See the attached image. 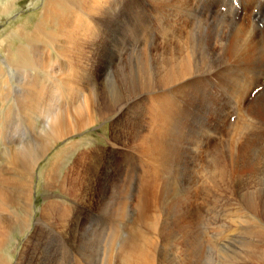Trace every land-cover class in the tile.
<instances>
[{"label":"rangeland","instance_id":"rangeland-1","mask_svg":"<svg viewBox=\"0 0 264 264\" xmlns=\"http://www.w3.org/2000/svg\"><path fill=\"white\" fill-rule=\"evenodd\" d=\"M47 1L49 0H0V74H2V76L0 75V88H2L0 89V165L4 164V157L6 159V154L9 151L12 154L15 150L20 149L25 159L29 158L30 156L33 157L38 155L39 153L42 154V159L38 161L35 168L32 180L33 185L30 188V214L26 215V217H22L11 227V230L6 236L3 245L0 247V261L2 264H16L19 260L24 243L27 242L28 244L30 239L31 241L27 250L28 253L26 252L21 258L20 264H38V262L39 264H118L116 253L115 251L113 253V250H111V244L115 241L122 243V241L119 240H122L128 236L126 232V226L130 221L135 219V216L139 211L136 207V202H138L139 196L146 192L147 202L149 199L153 198L155 200L157 198L159 208H161L157 211L163 212V216L161 217L163 222L160 223L158 229L159 232L156 229V221H150V225L148 224V227L143 230L147 231L146 236L151 238L152 243H155V240L157 243L164 242L162 243L163 248L160 250L158 249L159 262L165 261L164 264H168L169 261V264H176L177 262L179 264H184L182 262L180 249L177 247L178 245H175L176 243L169 242L166 239L168 236L170 237V234L178 237L177 234H173L177 233V231L184 232L183 229L188 223L181 222L178 216L180 214H187V211L189 210L186 208H190L191 212H194L193 210L195 209L199 213L200 217H198L199 219L196 218L194 220L190 217V225L193 227L188 224L190 226L189 229L192 228V230L196 233H200V238L205 237L204 240H210L208 241L209 245L207 243V245L203 248L205 255L202 261L205 262V264H226L227 261L229 262L227 264H251L252 259V264H257L254 258H251L250 260V258L245 255V251L248 253L247 247L250 244L249 240L251 239V244L256 240V238L253 239V237H257L256 229H250L248 224L246 225L243 223L241 215H239L237 212L234 214V216H232L233 211H236V207L232 205L229 206L228 204H231L229 203L230 201L224 197L222 198V192L223 189L225 191V186L217 185L216 189H212L210 194L207 195L208 199H203V196L201 195L202 197L200 198L194 197V199L188 200L190 206H184L186 202H180L181 204L179 203L180 205L176 207V205H173L171 198L176 196L180 197L185 194L184 188H179L180 185L186 184L187 188H193V184H190L189 180L192 181L196 178H202V166H204V163L208 158H210V156L215 154L219 145L233 142V139L239 140L241 143H243V145L248 142V140H246L242 135L234 130L235 128L233 125H229V119L232 115H235V121L237 120V109L234 110L235 102L243 93L245 96L250 98L251 102H253V100L256 98H264V92H262L263 88L260 86L262 85L261 81L264 77V72L260 70L247 71L244 74L239 75L236 80H229L230 82L227 81L226 84L228 87H230L227 91H224L221 88L214 91L215 93L201 91L202 89L213 86L212 84H202L200 86L203 88H200V91L188 90L187 92L181 93V96H185L186 98V101H184L186 105L179 107V109L176 108V111L178 112L170 111V113H168L170 116H172V118L166 119L162 133L164 134L165 129L170 131L169 136H163V139H165L164 143L166 145L168 144L167 149H170L169 151L173 153V156H162L160 161L161 163H159L157 167L154 161L151 160L149 163L151 166L156 168L158 182L155 183L153 181L146 180V177L144 176V171L142 170L145 166V160L147 159H145L142 152L140 153L136 149H129L128 147V142L132 143V139L130 141L128 138V133L130 130V124L128 123L129 106L131 105V107H133L136 104L139 106L141 102L138 100V98L134 97L139 93L134 88L130 92L131 95H128L129 85V88L133 87L130 79L128 78V59L130 54L142 49L140 39L137 38L136 40H133L131 36V32H134L135 34V30L133 28L138 24H141L140 20L143 21V17L141 16V4H138V2L134 4L135 1L131 0H107L106 3L100 5L102 7V12L98 15V18H96V23L90 19L94 24L92 28L95 29L93 34L94 36L98 37L99 40H94L95 42L92 41L95 44L91 42L85 43L83 38L82 41L79 36L74 35L72 40V45L74 46H71L70 50L68 48L67 52L69 53L75 68H77V66L80 67V64L82 63L80 67L82 71L81 73L77 70H75L76 72L73 71L72 74L74 75L72 76V79H70L71 85L74 86L78 84L75 81L77 79L79 81H83L87 88L86 94L91 93V91L94 90L96 93L92 92V97H100L99 99L102 101L105 98V101L109 106L111 101L113 105L111 104L110 108L106 112L107 114L103 112L102 116H91L94 117V119L89 123L80 122L82 126L76 131L77 133H71L69 136L61 139V141H57L56 144H52L54 146L51 145L49 147L47 146L48 144L45 143L48 140L43 131H41V124L43 121H45L44 116L48 115L53 110H60L66 107L68 102L64 97H60V93H63V90L61 89L62 86H59L58 84V82L65 79V75L62 77L59 76L58 73L60 71L64 72V70L68 71L69 68H72V70L75 68L69 65V63H65L64 59H59L60 57L57 56L55 51L59 47L70 46L65 45L64 42L60 40L62 39L61 35L57 34L59 30L58 27L61 26V24H64V19L66 20L67 17L70 18L69 11L65 9L58 11L57 14L59 15L60 20L58 19L55 21L50 19L48 22L49 25H45L43 22L41 23V18ZM83 1L78 2V7L83 5ZM201 2L203 1L201 0ZM240 18L243 17L239 16L236 18V21L239 22ZM60 22L62 23L60 24ZM38 24L42 26L44 30L46 29L45 31L49 34L45 32L46 37L43 35V37H39V39L37 38V40L34 41L35 43L33 42V44L29 46L30 48L28 47L29 49H24L25 52L20 60V64L23 65L24 69L27 68L25 64L26 61L31 66H28V68H32L34 65L32 69L38 73V76L36 77L37 81L41 83V87L44 85V87L41 89L42 92L46 94L48 93V95H53L50 97V99L46 98V103L41 105L44 106L46 111L48 110L46 113H44V115L36 110H34L35 112H32L33 114H30L26 108V85L30 81V79H27L28 76L26 73L28 74L31 69L27 68V71H25L22 69V67L10 68L11 64L7 59L8 56H12V54L14 55L17 50L26 48L27 42L24 37L26 34L34 32V28ZM47 34L50 35L48 36V39H46ZM40 38H44V40H40ZM89 40L93 39L90 38L88 41ZM45 41L47 44H44ZM130 44L134 45L131 46ZM94 46L99 49L95 48ZM8 47L10 49H8ZM35 48L38 51H36ZM39 48H41L40 50L45 57L41 52H39ZM29 50H33V52H30ZM87 50L90 53L87 52ZM80 52H82L81 54H83L84 57H82L83 55H79ZM6 53L9 54L7 55ZM41 55L42 57H40ZM92 56L93 58L90 59L89 57ZM66 62L68 61L66 60ZM8 64H10V66ZM54 71H57L58 73H55ZM85 71L89 72L90 76H87L86 79H80L81 74H83ZM24 77L25 80L23 79ZM49 78H53L54 81L52 82L48 80ZM24 85L25 87H23ZM135 86L137 87L138 85L135 84ZM255 90L257 91L252 95V92ZM21 92L23 94H21ZM143 92L144 91L142 90V93L140 94L144 96L145 93ZM132 98L136 100L135 103ZM70 99H72L73 102H78L79 96L74 94L70 97ZM180 101L182 102L183 99L179 98V102ZM245 102L246 104L249 103L247 100ZM74 104L75 103H71L69 106H73ZM137 109L139 108L137 107ZM36 114L37 116H35ZM230 114L232 115L230 116ZM85 117L90 116L88 115ZM103 117L104 119H102ZM144 118L148 120V113L145 114L143 120H145ZM75 121L79 123L77 117ZM144 125L145 123H139V128H136L137 131H141ZM229 129H231L235 135H227V131ZM137 131L135 136L138 135ZM178 131H180V133ZM263 142L260 144V146L258 145L257 147L251 149L252 151L250 150L249 153L247 152L248 154L246 157L252 160V166L254 167H246L245 170H241L240 172L234 171L233 177L231 179L232 182H230V184L229 182H226L230 189L235 183V188L239 191L236 194V200L241 194H246L251 191H253L255 197L259 193L264 194ZM2 155L3 157H1ZM196 155H198L197 158H199L201 161L200 167L195 173V176L188 178V170L186 169V171L183 168H187V159L190 158L193 160ZM96 159H98V161ZM236 162L246 163L245 158L241 159L240 157L237 158ZM181 164L183 165V168ZM88 165L91 168H93L92 165H95V168L89 170L90 167ZM74 167L78 168L75 169ZM192 168H195V166ZM72 169L74 171H72ZM77 170H81V178H84L83 184H86L87 186L86 192H84L85 194L82 193L84 196L76 195L77 193L73 191L71 187V182H73L72 175H75ZM0 173H3L1 169ZM29 174L30 172L28 175H25L24 179H27ZM246 174H250V176L247 177ZM245 175L246 178L242 179L240 183L235 182L236 179ZM187 178L189 180H187ZM223 178L227 179V176H224ZM24 179L22 176L19 178V181L24 182ZM85 180H87V182ZM93 180H96L95 185L93 184ZM195 182L196 190L199 189L200 192H202V188L205 187L207 190L208 188L209 190L211 189L210 186L201 183H198V185L196 180ZM187 184L190 185L188 186ZM259 186H261L260 189ZM176 189L179 190L178 192L180 193H178ZM247 189L249 191H246ZM174 190L178 194L175 193ZM189 192L191 193V191ZM218 192L220 193L219 197ZM225 193L228 194L227 192ZM166 201L169 202V204L166 203ZM80 202H83L84 204L82 203L81 205ZM239 206L242 209L253 212L255 210V201L251 202L250 200L246 203V206ZM44 209H46L48 212L50 211L48 220H45V218L42 216ZM55 210H57L56 213ZM2 214V206H0V216ZM56 215H60L59 220V216ZM64 215L68 217H65ZM3 217H5V215ZM167 217L170 220L167 219ZM263 218L264 216L258 215L254 221L259 220L262 222ZM262 223L261 224L264 225V221ZM61 231H64V233L62 234ZM150 231H152L153 237L151 236ZM232 231L236 232L234 233ZM102 246L105 248H101ZM164 246H167L168 249H165L166 247ZM214 247L217 249L216 252ZM220 248H222V250ZM185 251H187V248L183 250V253H188ZM167 253H169L171 256ZM224 257H227V261L223 260L225 259ZM240 257H244L243 259L245 260L248 258L247 260H250V262L248 261L245 263V261L243 262ZM262 257L264 258V256ZM159 258L163 260H160ZM230 259H232V261ZM225 261L226 263H224Z\"/></svg>","mask_w":264,"mask_h":264},{"label":"bare ground","instance_id":"bare-ground-1","mask_svg":"<svg viewBox=\"0 0 264 264\" xmlns=\"http://www.w3.org/2000/svg\"><path fill=\"white\" fill-rule=\"evenodd\" d=\"M79 1H83V0H49V1H47V4H45L44 10L42 12V18H41V23L43 22L46 25V24H48L50 19L51 20L53 19L55 21L59 19V15L57 14L58 11H60L62 9L69 11L70 18L67 17L66 20L64 19V21H63L64 24H61L62 22H60L61 26L58 27L59 30H58L57 34L61 35L62 39H60V40H62L65 45H70V46L69 47L68 46L59 47L55 51H56L57 56L60 57L59 59H61V58H62V60L64 59L65 63H69V65H71L72 67H74L73 61L71 60L69 53L67 52V49L69 48V50H70L71 46L72 47L74 46V45H72V40H73L74 35L79 36L81 38V40L83 38L85 40V43H90V42L93 43L92 41L98 39V37L94 36V34H93L95 29L92 28L94 26V24L90 19H92L96 23V18H98V15L102 12L101 11L102 7L100 5L103 3H106L107 0H84L82 2L83 5L78 7L77 4ZM131 1H135L134 4L137 2H138V4L139 3L141 4L140 5V6H142V15L141 16L143 17V21L139 19L141 21V24L140 25L138 24L136 27L133 28L135 30V34H134V32L133 33L131 32V36H132L133 40H136L137 38L140 39L142 49H140L138 47L140 49V51L133 52L132 54H130L129 59H128V65H129L128 78L130 79L131 84L133 86L132 88H129L130 87V85H129L128 95L129 96L131 95L130 92L134 88L136 91L139 92L137 95L135 94L136 96H134V97L138 98V100L141 101L142 103L140 102L139 106L137 104L134 105L133 107H131V105L129 106V110H128L129 122L128 123L130 124V127H129L130 130L128 133V138L130 141L132 139V141H131L132 143L128 142V144H129L128 147H129V149L134 148L140 153L142 152L145 159H147V160H145V166L142 170V171H144V176L146 177V180L153 181V182L157 183L158 181H157V175H156V168L151 166L149 163L152 160L156 163V167H157L158 164L161 163L160 161H161L162 156H166V155L173 156V153L169 151L170 149L169 150L167 149L168 144L166 145L164 143L165 139H163V136H169L170 131L168 129H165L164 134H162V133H163V127H164V124L166 122V119L172 118V116H170L168 113H170V111L171 112L176 111V108L179 109V107L186 105V103L184 102V101H186V98H185V96H181V93L187 92L188 90L189 91H193V90H199L200 91V88H203L200 86L202 84H205V85L206 84H212L213 86H211L210 88L202 89L201 91L214 92V91L218 90L219 88H221L224 91H227L230 88L226 84L227 81L236 80L239 77V75L244 74L247 71L260 70V71L264 72V26L259 27L258 23L256 22V21H258L261 24H264V4L259 6V14H261V18H259L258 16H252V14L250 13V10L253 7H256L258 5L259 0H241L244 4V8L242 9L241 13H239V14L233 13L232 12L233 10L231 8H229V10L227 12H225L224 14L217 11L218 8L220 6H222L220 4V0H209V2L208 1L201 2V0H131ZM227 2H229V0H227ZM131 8H133V7H131ZM236 15L242 16L243 18H240V21L237 22L236 17H234ZM226 17H228V18H226ZM81 29H83V30H81ZM34 30L35 31L31 32L30 34L25 33L26 35L24 38L27 42L26 48H23V49L18 48L19 50H17L14 55L12 54V56L7 57L8 61L11 64V66H10V64H8L10 66V68H12V67L13 68H21L22 67V69H24L23 65L20 64V60H21V58L25 52L24 49L26 50L31 44H33V42L35 40H37V38L39 39V37H43V35H44V37H46L45 34L48 33L45 31L46 29L44 30L43 27L40 26L39 24L36 25ZM82 31H83V34H82ZM53 33H55V32H53ZM48 34H47L46 39H48L49 38L48 36H50ZM51 37H50V39L52 40L53 37L52 38ZM54 38H55V36H54ZM90 38L93 40L88 41V39H90ZM41 39L42 38H40V40ZM42 40H44V38ZM45 42H44V44H47V42L46 43ZM63 42H62V44H63ZM75 42H74V44H75ZM100 43H102V42H100ZM138 43H139V40H138ZM36 44H37V42H36ZM51 44H53V43H51ZM51 44H49V45H51ZM80 44H81V42H80ZM93 44H95V43H93ZM130 45L132 46L134 44H130ZM39 47H41V46H39ZM84 47H86V46H84ZM95 48H97V47H95ZM8 49H10V48L8 47ZM40 49L41 48H39V50ZM74 49L77 50L76 48H74ZM74 49H73V51H74ZM97 49H99V48H97ZM35 50L38 51L36 48H35ZM94 50H96V49H94ZM31 51L33 52V50H31ZM79 51H81V50H79ZM39 52H41V50ZM82 52H80V54H79L80 56L83 55V54H81ZM87 52H89V51L87 50ZM36 53H38V52H36ZM6 54L8 55L9 53H6ZM27 54H29V53H27ZM75 54H77V53H75ZM31 55H32V53H31ZM43 56H44V54H43ZM40 57H42V55ZM82 57H84V55ZM76 58H77V56H76ZM89 58L91 59V58H93V56L89 57ZM38 59H40V58H38ZM47 59H49V58H47ZM24 60H25V58H24ZM66 60L68 62H66ZM76 60H78V59H76ZM30 61H32V60H30ZM38 61H40V60H38ZM30 63H32V62H30ZM25 64H26L27 68H28V66L31 67L27 61L25 62ZM34 64H35V62H34ZM79 64H77V65H79ZM81 64H80V67H81ZM33 67H34V65H33ZM80 67L79 66H77V68L74 67L75 69H73V70H72V68L71 69L69 68L68 71L64 70V72L60 71L59 73L57 72L59 69L56 71L59 76L63 77L65 75V79L58 82V84H59V86L63 87V88L61 87V89L63 90V93L59 92L61 95L60 97H64L68 103L64 109L53 110L51 113L48 112L49 113L48 115L44 116L45 121H43L41 124V131H43V133L45 134V136L48 140L45 143L48 144L47 146H49V147L52 144H56L57 141H59V140L61 141V139L69 136L71 133L73 134L74 132H76L82 126V124L80 122L89 123V122L93 121L95 116H102L103 112L106 113L108 111V109L110 108L111 104L113 105V103L111 101L110 106H109L108 103L105 101V98L102 101L99 99L100 97L99 98L92 97L93 94H91V93L95 92L94 90H92L91 93L86 94L87 88H86L85 83L83 81H79L77 79L75 81L78 84H76V85L73 84L74 86L71 85L70 79H72V76L74 75L72 73L75 70H77L78 72L81 73L82 69H80ZM32 68H28V69H31L32 71L30 70V72H28V74L26 73V75L28 76L27 79H30V81L28 80L29 83L28 84L26 83L27 84L26 85L27 93H26V99H25L26 108L30 114L32 112H35L34 110H36V111H39L40 113H42L44 115V113H46L48 110L46 111L44 106H41V105H44V103H46V98L50 99V97L53 95H51V94L48 95V93L46 94V93L42 92L41 89H42V87H44V85L41 87V85H40L41 83H39L37 81V78H36L38 76V73H36ZM26 69H24V70L27 71ZM0 75L2 76V74H0ZM26 75H23V76H26ZM87 76H90V73L85 71L83 74H81L80 79L81 78L86 79ZM75 77H76V75H75ZM23 79L25 80V77ZM23 79H22V81L24 82ZM48 80H50L52 82L54 81L53 78H49ZM26 82H27V80H26ZM135 84L138 86L136 87ZM5 85H7V84H5ZM17 85H19V84H17ZM0 87H1V85H0ZM23 87H25V85ZM45 87H47V86H45ZM242 87H243V85H242ZM0 89H2V88H0ZM46 89H48V88H46ZM142 90L144 91L143 93H145L144 96L142 94H140V93H142ZM250 90H251V88H250ZM262 92H264V88H263ZM21 94H23V93L21 92ZM74 94L79 96L78 102H73V100L70 99V97ZM94 96H96V95H94ZM176 97H178V98H176ZM188 97H190V96H188ZM179 98H182L183 101L179 102ZM132 99L134 100V103H135L136 100L134 98H132ZM246 100L249 103L246 104V102H245ZM71 103H75V104L73 106H69ZM252 104H254V105H252ZM193 105H194V103H193ZM137 107L139 109H137ZM234 110H236V112L238 113V118L233 123V127L235 128L234 130H236L240 135H242L246 140H248V142H246V144L243 145V143H241L239 140L233 139V142H228L224 145H219L215 154L210 156V158H208L206 160V162L204 163V166H202V169H201L202 178H196V179H193L192 181L189 180L188 178L195 176V173L197 172L198 168L200 167L201 161L199 158H197L198 155H196L193 160H191L190 158L187 159L188 160V162H186L187 168H183V165L182 164L181 165H182V168L184 170H186V169L188 170V171L186 170L189 174V175L187 174L188 175L187 180L190 181V184L191 183L193 184V188L192 187L187 188L186 184L180 185L179 188L183 187L185 194L180 196V197L176 196V197L171 198V199L173 201V205H176V207L179 206L182 202H186V204H184V206H187V205L190 206V203L188 200L194 199V197L200 198L202 196H203V199H208L207 195L210 194V191L212 189H216L217 185L225 186V191L223 189V192H222L223 193L222 198L224 197L228 201H230L229 203H231V204H228L229 206L232 205V206L236 207V211L235 210L233 211L232 216H234V214L237 212L239 215H241V217L243 219V223H245L246 225L248 224L250 226V229H256L257 237H253V239L256 238V240L254 242H252V244H251V239L249 240L250 244L247 247L248 253H247V251H245L246 252L245 255L248 258H250V260H251V258H254L257 264H264V258L262 257V256H264V225H262L264 218H263L262 222H260L259 220H257V221L255 220L256 223L254 224V222H255L254 219H256L258 215L264 216V194L259 193L255 197V195L253 194V191H251V192L246 193V194H241L240 197L237 198V200H236L235 197L239 191L235 188V183L231 189H230L229 185L226 184V182H229V184H230V182H232L231 179L233 177L234 171L240 172L241 170H245L246 167L252 166V160L247 158L246 156L250 152L251 149L257 147L258 145L260 146V144L264 141V98L263 99H262V97L259 99L256 98L255 100H253V102H251L250 98L248 96H245V94L243 93L236 100ZM176 112H178V111H176ZM146 113H148L149 118H148V120L145 118H144L145 120H143V117H145ZM184 114H187V113H184ZM88 115L90 117H85ZM188 115H189V113H188ZM231 115L232 114H230V116ZM35 116H37V114ZM91 116H94V117H91ZM41 117H42V115H41ZM76 117L78 118L79 123L75 121ZM204 117H205V115H204ZM35 119H36V117H35ZM98 119H100V118H98ZM102 119H104V117ZM139 120H141V121H139ZM219 121H221V120H219ZM202 122H204V121H202ZM87 123H86V125H87ZM139 123H145L143 128L146 131H144L143 128L141 129V131L140 130L137 131V129L139 128V126H138ZM189 124H191V123H189ZM132 125H133V127H132ZM136 131H137L138 135L135 136ZM178 132L180 133V131H178ZM255 134H258V135H255ZM189 142H190V140H189ZM72 145H73V143H72ZM29 146H31V145H29ZM52 146H54V145H52ZM33 148H34V146H33ZM130 152H132V151H130ZM5 154H6V152H5ZM35 154H36V152H35ZM3 155L1 157H3ZM6 155H7L6 159L4 157L5 161L3 160L4 164L0 165V169L3 171L2 174L0 173V206H2V212H3V214L0 216V247L3 245L6 236L9 234V232L11 230V227L16 222H18L22 217H26V215L30 214V211H31V190H30V188L33 185L32 180H33L34 171H35V168L37 166V163H38V161H40L42 159L41 153H39L38 155H35L33 157L30 156L29 158L25 159L23 157L20 149L15 150L12 154L9 151ZM238 157H240L241 159L245 158L246 163L236 162ZM88 158H87V160H88ZM100 158H98V159H100ZM98 159H96V160L98 161ZM82 160H84V159H82ZM201 160H202V158H201ZM0 161H1V158H0ZM241 161H243V160H241ZM26 163H27V166H26ZM178 164H179V162H178ZM92 166H93V168H91L90 166H89L90 168L89 167H87V168H89V170L94 169L95 165H92ZM194 166H195V168H192ZM252 167H254V166H252ZM77 168L78 167H76L75 169H77ZM171 169H170V171H171ZM261 170H262V168H261ZM72 171H74V170L72 169ZM186 171H184V172H186ZM29 172H30L29 177H27V179H24L25 175H28ZM193 173H194V175H193ZM246 175H247V177L250 176V174H246ZM246 175L241 177V178L236 179L235 182L240 183L242 181V179L246 178ZM22 176H23L24 182L19 181V178ZM177 176H179V175H177ZM224 176H227V179L223 178ZM72 177H73V182H71V187H72L73 191H75L77 193L76 195L82 196L83 194H85L84 192H86L87 186H86V184H83L84 178H81V170H77V172H75V175H72ZM91 179H94V178H91ZM146 180H144V181H146ZM195 180L197 181V184L198 183L205 184L207 186H210L211 189L209 190V188H208V190H207L205 187V188H202V192H200L199 189L196 190ZM85 181L87 182V180H85ZM167 181H169V180H167ZM95 183H96V180H93L94 185H95ZM141 183H142V181H141ZM260 187L261 186H259V189H260ZM161 188H163V187H161ZM164 189H166V188H164ZM178 191L179 190H177V192ZM189 191H191V193ZM246 191H249V190L247 189ZM174 192H175V190H174ZM177 192H175V193H177ZM225 192H227L228 194H226ZM146 193H142V195L139 196L138 202H136L137 203L136 207L138 208L139 211L137 212L135 219L130 221L128 223V225L126 226V232H127L128 236L122 240L121 239L119 240V241H122V243L121 242L118 243V241H115L111 244V250H113V253L115 251L116 257L118 258V264H164V262H165V261H163V262L158 261V252L160 249L163 248L162 243H164V242L157 243L155 240V243L154 242L152 243L151 238L146 236L147 231H143L144 229H146L148 227V224L150 223V221H156V229L159 232L158 229H159L160 223L163 222V220L161 218L163 216V212L157 211V210L161 209V208H159V205H158V199L156 198L154 200L153 198L152 199L148 198L149 201L147 202ZM178 193H180V192H178ZM133 194H134V192H133ZM137 194H138V192H137ZM219 194L220 193L218 192V197H219ZM164 195H165V193H164ZM101 196H102V194H101ZM159 199H160V197H159ZM250 200H251V202L255 201V210L253 212H249L246 209H242L239 206V205H245L246 206V203L249 202ZM82 203H81V205H82ZM160 203H161V201H160ZM166 203L169 204V202H167V201H166ZM46 209L43 210L42 216L45 218V220L46 219L48 220V218L50 216V211L48 212ZM61 209H63V208H61ZM186 209L189 210V211L186 210L187 214H180L178 217H179L181 222H184V223L186 222L190 225L191 224L190 217L193 218V220H194L200 216H199V213L195 209L193 210L194 212H191L190 208H186ZM56 211L57 210H55V213H56ZM177 211H175V212H177ZM186 211H184V212H186ZM210 212H211V210H210ZM4 215H5V217H3ZM56 216H59L58 217V220H59L60 215H56ZM65 217H68V216H65ZM167 219H169V218L167 217ZM60 221H62V220H60ZM174 222H175V220H174ZM176 222H179V221H176ZM188 224H187V226L184 227V229H183L184 232H181V231L178 232L177 231V233H173V234H177L178 237L170 234V237L168 236V238L166 240L169 242H174V243H176L175 245H178L177 247L180 249L181 256H182V262L184 264H202V262H203L202 260H203L204 255H205L203 248L207 245L208 241H210V240L209 239H208V241H206V239L204 240L205 237L200 238V233H196L195 231L192 230V228L189 229L191 225L189 226ZM178 225H180V224H178ZM191 227H193V226H191ZM153 228H152V230H153ZM232 232L235 233L236 231H232ZM63 233H64V231L62 232V234ZM150 234L152 236V231H150ZM117 235H119V234H117ZM109 237H110V235H109ZM115 238H117V237H115ZM30 241H31V239H30ZM30 241L28 242V244H27V242L24 243V246H23L21 253H20L19 260L16 264H20L21 258L25 255V253L28 250ZM111 241H112V239H111ZM105 242H106V240H105ZM208 245H209V243H208ZM246 245H248V244H246ZM167 246H164V247H166L165 249H168ZM101 248H103V246ZM186 248H187V251H185V252H188V253H183V250ZM165 249H164V251H165ZM211 249H213V248H211ZM214 249H216V247H214ZM220 249L222 250V248H220ZM225 249H226V247H225ZM223 250H224V248H223ZM167 251H169V250H167ZM216 251H217V249L215 250V252ZM160 253H162V252H160ZM167 254H169V253H167ZM209 254H210V252H209ZM221 255H222V253H221ZM246 256H245V258H246ZM224 258L225 259H223V260L227 259V257H224ZM232 258H233V256H232ZM243 258H241L243 260V262L244 261H245V263H247L248 261L250 262V260H247L248 258L246 260ZM172 259H173V257H172ZM160 260H163V259H160ZM169 260H171V259H169ZM230 260L232 261V259H230ZM252 260H251V264H252ZM166 261H167V259H166ZM226 261L224 263H226ZM227 263H229V262L227 261ZM0 264H2L1 261H0ZM38 264H39V262H38ZM168 264H169V261H168ZM176 264H179V263L177 262ZM203 264H205V262H203Z\"/></svg>","mask_w":264,"mask_h":264}]
</instances>
